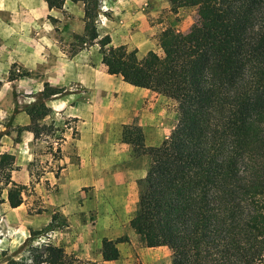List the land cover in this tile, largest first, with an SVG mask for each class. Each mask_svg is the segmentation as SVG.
Returning a JSON list of instances; mask_svg holds the SVG:
<instances>
[{"label":"trees","instance_id":"16d2710c","mask_svg":"<svg viewBox=\"0 0 264 264\" xmlns=\"http://www.w3.org/2000/svg\"><path fill=\"white\" fill-rule=\"evenodd\" d=\"M44 1L61 9L66 0ZM68 1L83 6L84 30L76 38L99 45L108 73L177 104L176 125L160 146L144 147L137 127L125 130L134 152L150 158L129 227L146 247L166 246L170 264H264V0H168L172 8H195L197 22L162 47L164 71L154 51L138 59L123 45L106 49L110 38L98 39L95 25L101 0ZM57 92L44 83L23 107L30 123L16 131L35 138L52 132L41 120ZM12 165V155L0 154V181L15 208L26 186L10 181ZM116 244L102 240V260L118 258ZM32 251L35 263L6 264H95L60 245Z\"/></svg>","mask_w":264,"mask_h":264},{"label":"crops","instance_id":"0c3cea01","mask_svg":"<svg viewBox=\"0 0 264 264\" xmlns=\"http://www.w3.org/2000/svg\"><path fill=\"white\" fill-rule=\"evenodd\" d=\"M18 4L26 6L18 18L29 26L7 33L6 51L9 65L27 75L10 81L19 92L20 106L3 111L10 120L7 128H0V154L13 156L10 181L26 186L34 179L32 191L40 203L28 215L24 192L22 204L11 208L4 188L2 223L17 230L25 221L39 230L50 226L55 215L60 226H50L48 232L67 254L95 264H120L123 256L118 245L116 260H102V240L136 236L129 220L150 166L149 156L136 154L124 139L125 130L139 128L144 147H158L175 121L167 118L159 93L108 73L96 42H80L76 47V36L84 30L80 3L66 0L62 9H49L44 0ZM102 5L95 25L98 39L110 38L106 49L123 45L138 59L148 51L156 52L161 19L170 10L168 0H102ZM55 21L64 26L57 27ZM44 83L58 89L46 101L50 113L41 120L53 131L38 138L27 130L18 133L16 127L30 123L23 107L34 101ZM48 147L59 150L57 157ZM34 168L39 172L35 174Z\"/></svg>","mask_w":264,"mask_h":264},{"label":"rangeland","instance_id":"374dc122","mask_svg":"<svg viewBox=\"0 0 264 264\" xmlns=\"http://www.w3.org/2000/svg\"><path fill=\"white\" fill-rule=\"evenodd\" d=\"M16 1H22L27 4L29 1L34 2L35 0H0V113H3L4 110L6 111L7 108H10V110L13 108L14 110L15 107L20 106L19 103H17L19 100L18 97H20L19 92H17L15 86L10 85V81H12V78L17 79L21 74L25 73L15 64L9 65V59L7 58L9 52L6 51L7 43L5 42V38L7 33L17 32L20 28L29 26L22 23L23 20H21V18H18L19 15L22 14V11H26V6H22L21 8V5H16ZM102 6L101 0V9ZM63 16L65 20L67 16L65 14ZM196 22L197 14L193 7L179 9L170 6V10L165 11L164 18L161 19L162 27H160L155 43L156 52L154 51L160 58L158 63L160 69L163 71L165 70V64L162 60V47L167 43V40L176 33H187L196 25ZM54 23L57 27L64 26L63 22L57 23V21H55ZM165 31H169V36L164 40L162 36ZM75 42L76 47L77 45H80L78 38H76ZM76 47L73 49H76ZM73 49L67 48L68 51H72ZM160 96L164 97L167 118L173 119L176 125L178 117L176 102L163 94H160ZM0 116V128L1 125L7 128L8 126H6V124L10 120L8 119L10 116L9 113H3ZM172 131L169 136L172 134ZM50 133L51 132H49V134ZM53 134L58 135L57 132H53ZM48 150L51 152V155L55 153L51 147H48ZM38 172L39 171L34 168V173L36 174ZM33 181L34 179L26 185L25 199L23 196L28 215H32V212L37 211L40 203V200L32 191ZM0 186L2 187V181H0ZM4 188L7 191V187H2L0 193V205ZM4 218L5 213L0 211V264H6L7 260L10 258L20 261L27 260L28 262L35 263V261L31 259L35 254L32 249L46 244L61 246V243H58L57 240L52 237L53 232H48L53 226H60V224H55L59 223V221H56L55 215L53 216V221L50 225L51 228L50 226H46L41 227L39 230H33L30 223H26L25 221H23V224L20 227H17V230L13 229V225L8 226V224L4 225V223H2ZM120 229V233H122L123 228L121 227ZM118 237L115 240L117 241L116 245H118L123 256L120 264H170L171 262V252L166 246L146 247L137 236L127 238L125 235H121ZM124 258H127V261ZM36 259L39 260V258Z\"/></svg>","mask_w":264,"mask_h":264}]
</instances>
